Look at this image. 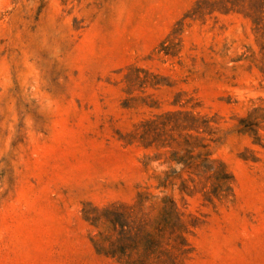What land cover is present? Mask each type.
I'll return each mask as SVG.
<instances>
[{
	"label": "rangeland",
	"instance_id": "rangeland-1",
	"mask_svg": "<svg viewBox=\"0 0 264 264\" xmlns=\"http://www.w3.org/2000/svg\"><path fill=\"white\" fill-rule=\"evenodd\" d=\"M197 1L0 0V264H118L82 209L151 184L128 135L190 98L233 197L188 199L201 222L186 264H264V0L192 16ZM248 115L259 142L239 132Z\"/></svg>",
	"mask_w": 264,
	"mask_h": 264
},
{
	"label": "trees",
	"instance_id": "trees-1",
	"mask_svg": "<svg viewBox=\"0 0 264 264\" xmlns=\"http://www.w3.org/2000/svg\"><path fill=\"white\" fill-rule=\"evenodd\" d=\"M212 3L229 11L228 0H198L192 16ZM253 12L258 30L261 16ZM138 78L137 83L146 84ZM172 106L174 109L141 121L128 135L146 151L143 165L151 168V184L141 187L131 203L85 205L82 209L93 230L94 250L118 264H186L192 252L188 236L201 222L188 209V199L215 208L233 197L231 174L209 153L217 131L213 118L198 111L192 98L184 104L174 101ZM250 117L239 120V132L253 134L259 142V125Z\"/></svg>",
	"mask_w": 264,
	"mask_h": 264
}]
</instances>
